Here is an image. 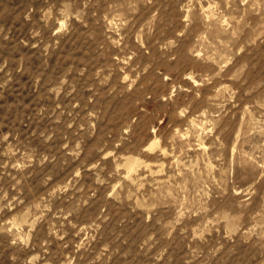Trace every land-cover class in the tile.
I'll return each mask as SVG.
<instances>
[{
  "label": "rangeland",
  "instance_id": "rangeland-1",
  "mask_svg": "<svg viewBox=\"0 0 264 264\" xmlns=\"http://www.w3.org/2000/svg\"><path fill=\"white\" fill-rule=\"evenodd\" d=\"M0 264H264V0H0Z\"/></svg>",
  "mask_w": 264,
  "mask_h": 264
}]
</instances>
